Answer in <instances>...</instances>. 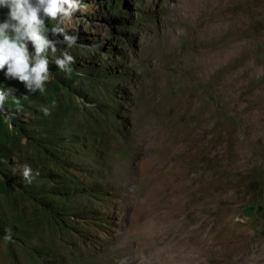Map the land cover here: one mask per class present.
<instances>
[{
  "label": "rangeland",
  "instance_id": "1",
  "mask_svg": "<svg viewBox=\"0 0 264 264\" xmlns=\"http://www.w3.org/2000/svg\"><path fill=\"white\" fill-rule=\"evenodd\" d=\"M77 2L70 75L0 72V264H264V0Z\"/></svg>",
  "mask_w": 264,
  "mask_h": 264
},
{
  "label": "clouds",
  "instance_id": "2",
  "mask_svg": "<svg viewBox=\"0 0 264 264\" xmlns=\"http://www.w3.org/2000/svg\"><path fill=\"white\" fill-rule=\"evenodd\" d=\"M5 9L6 15L0 18V72L22 83L29 94L43 95L52 79L50 55L60 71L69 75L73 71L75 58L67 51L56 57L58 41L50 37L63 36L68 48L76 44L78 37L68 35L60 25L80 10V4L77 0H0V10ZM50 22L55 23L49 26ZM11 95V89H0V112L6 111L5 101ZM13 102L20 104L15 97ZM40 111L50 115L48 107L41 106ZM23 179L28 183L34 179L28 165H24Z\"/></svg>",
  "mask_w": 264,
  "mask_h": 264
}]
</instances>
